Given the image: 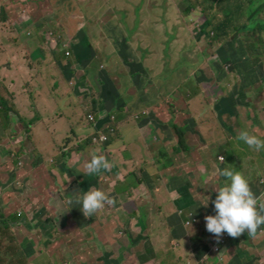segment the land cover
Returning a JSON list of instances; mask_svg holds the SVG:
<instances>
[{
	"label": "crops",
	"instance_id": "obj_1",
	"mask_svg": "<svg viewBox=\"0 0 264 264\" xmlns=\"http://www.w3.org/2000/svg\"><path fill=\"white\" fill-rule=\"evenodd\" d=\"M8 2L9 0L6 1ZM140 3L137 13L144 7L142 0ZM147 5L151 6L149 3ZM79 6L82 5L75 3V8L70 13L76 12ZM146 10L149 11L148 8ZM9 14L7 21L0 27L3 31L0 32V58L3 57L2 65L6 68L4 72L9 71L2 76L10 85L0 91V94L5 90L15 93L20 117L26 122L35 118L37 121L31 129L30 137L26 135L16 138L19 142L16 146L12 143L13 134L21 132L25 125L16 113L9 120L4 119L0 113V170L7 169L5 174L0 172V214L10 220L12 233L16 230L23 232L27 246L30 240L36 243L31 249V254L37 253L34 264H117L120 260L122 264H135V261L138 264H159L155 241L147 235L148 229L155 222L160 227L161 235L169 239L171 251L179 248L191 261L190 264H264V225L254 236H249L245 231L239 237H232L228 246L219 254L213 250L217 242L216 236L207 232L205 227V217L215 214L212 201L216 196L210 197V190L217 193L220 188L215 185V170L221 169L224 165L221 163L227 161L221 155L222 149L228 150L231 155H237L239 168L249 181L252 192L258 201L263 196L264 150L257 152L250 149L246 144L242 145L243 142L237 137L241 130H246L264 140V86L259 87L258 84L262 76L259 74L264 73V64L263 71L255 70L251 76L249 73L247 76V59L239 60L234 53L225 55L223 51L213 55L212 63L205 71L192 75L191 69H185L182 65L177 67L180 71H172L171 63L178 61L177 53L165 50L163 57L157 55L153 60L150 58L149 47L142 44L138 45V56L133 62L135 77L132 80L129 68L123 72V66L127 64L131 67L132 63L127 58H121L124 53L119 55L120 49L108 35L103 40H95L83 32L86 25L76 27L69 34L65 27H55L54 23L58 21L56 17L48 19L50 27L45 30L50 31L55 40L52 38V45L42 52L43 55L35 57V50L28 49L27 45L31 40H36L38 45L40 42L37 32L45 27L32 24L26 30L27 33L21 35L18 32L22 29H18L13 20L14 12ZM20 14L24 16L23 13ZM61 19L62 17L59 20ZM139 28H142V23ZM4 29L10 34L7 40ZM80 30L82 32L78 34ZM27 35L31 37L28 38ZM3 40L10 45L4 46ZM181 40L186 39H179L180 60L183 52L187 53L189 50L188 42L185 49L180 46ZM102 41L105 42V47L110 46L112 49L105 51L101 47ZM148 42V45H152L149 40ZM75 43L79 44L84 55L91 57L84 65L78 63L76 66L75 61L69 62L66 59L74 56ZM217 50L220 49L214 48L213 52ZM68 51L70 56H67ZM100 51L105 60L98 56ZM17 61L21 65L20 72L14 67ZM221 62L222 69H217ZM26 63L28 66H25ZM199 69L204 68H194ZM107 72L113 79L116 77V95L102 107L88 103L87 101H93L99 95L98 92H102ZM238 72L244 74L241 85L235 87L229 81L228 87H235L234 100L239 95L247 99L246 120L242 122L234 112L238 110V103L233 109L223 108L219 101L227 96V89L217 86L218 81ZM217 73L218 77H215ZM158 79H163V85ZM166 86L170 89L167 97L163 91ZM35 90L39 92L38 98L33 95ZM44 90L52 97L58 96L61 101L62 96H65V101L72 100L70 98L76 100V104L70 107L72 112L67 119L72 125L70 133L68 134L67 126L68 130H63L62 140L54 137L51 139L52 143L45 147L42 137L49 143L47 137H53L57 132L54 135L50 133L52 129H56L54 117L51 113L48 115L50 107L41 104V96L45 97ZM209 99L213 105L217 104L216 113L214 112L217 114L216 123L222 121L219 125L227 127L233 139H218V143H209L205 139L209 134L204 135L205 129L201 128H204L205 118L209 114L213 115V108L207 106ZM251 99L259 101L257 109L249 103ZM116 100H120L121 104L118 105ZM94 103L98 104V101ZM143 103L148 105L147 108L142 106ZM171 105H174V113L170 109ZM65 106L68 107V104ZM256 110H259V114L254 113ZM100 113L102 115L98 123L95 126L90 124L88 118H95ZM58 115L61 126V117L65 116L61 112ZM173 123L186 131L188 151L179 146V138L172 128ZM109 127L113 128L109 146L90 144L87 151L82 148L78 150L74 145V152L71 153L74 159L71 157L69 162L65 160L57 164L62 155L65 159L69 156L68 150L72 151L69 148L71 143L80 140L72 137L66 139V136H82L81 141L86 142L99 131L105 133ZM60 141L63 142L62 147L65 143L63 149L55 147V143ZM134 142L137 143L135 147ZM137 147H140V151L135 154ZM57 149L61 153L54 160L53 153ZM18 150L21 152L18 163L20 168L15 167L12 161ZM93 154L103 155L109 160L117 155L115 162L110 161L113 168L98 175H89L84 165ZM20 163H24V166ZM225 181L226 178L222 181V186ZM24 187V192H17L18 188ZM90 188L103 191L115 203L105 204L92 217H85L75 200ZM76 189L80 191L75 192ZM54 193L63 194L59 205L54 203ZM68 199L74 203L68 205ZM49 203L55 207L53 217H48L45 212L49 210ZM17 206L21 209L20 213L15 212ZM64 207L67 214L63 213ZM63 220L67 221L65 228H60L62 225L57 228L54 226ZM194 225L198 226L196 233L189 231ZM59 235L64 239L61 244L67 242L68 247L56 253L53 251L54 246L62 240ZM193 235L203 236L205 244L200 240L194 241ZM54 238L56 243L50 242ZM176 238L180 240L177 242ZM20 243L28 254V247L23 242ZM205 246L208 247L206 251L203 250ZM83 248H88V251L84 253ZM146 251L152 253V258L151 255H146ZM22 256L24 261L23 252ZM29 258L28 262L31 264ZM180 261H183V257ZM24 264L27 262L24 261Z\"/></svg>",
	"mask_w": 264,
	"mask_h": 264
},
{
	"label": "rangeland",
	"instance_id": "obj_2",
	"mask_svg": "<svg viewBox=\"0 0 264 264\" xmlns=\"http://www.w3.org/2000/svg\"><path fill=\"white\" fill-rule=\"evenodd\" d=\"M2 1L3 0H0V9L7 7L5 11L3 10L4 12L8 14L9 12L10 13L14 12L13 20L15 21L16 27L18 29H22L21 31L18 30L19 31L18 33H20L21 35H25L27 33L26 30L27 29L29 30L32 24H37V25H41L45 27L44 29L41 28L42 30L37 32L38 41L40 43L37 45L36 40H31L29 45H27L28 49L35 50V53H34L35 57H39L41 54L43 55L42 52L45 51L46 48H49L52 45L51 43L52 38L55 40V37L50 33V31L45 30V29H48V27H50V24H49L50 22L47 21L48 19H54L56 17L58 21L54 23L56 25L55 27L59 28L60 26H63L69 32V34H71L72 30L75 29L76 27H79L81 25H86V28L83 32H85L86 34H89V36L94 37L95 40L96 39L103 40L105 37L114 36L115 41H117L116 38H122V37H127L128 39L131 40L133 38H136L135 37L136 34L140 32L145 33L146 30L152 29L154 27L152 18L158 14L165 15L169 17L170 19L179 17V21H180L181 13L184 17H186L188 21V26L184 28L186 30L187 41L181 40L180 46L183 49H185V47L187 46V42L189 46L192 43L196 44L198 41V48L196 49L194 48L191 50L189 49L187 53L186 51H184L182 59L180 60V55H179L180 51H179V46H178L179 43L175 42L171 47L170 53H177L178 61L176 63H171L173 66L172 71L176 70L177 67L182 65L186 67L185 69H188V68L191 69L192 75H196L200 72H203L206 69L204 68V66H201L204 69L194 70V68L198 66V64H200L204 58H206V56L204 55L203 49L209 47L210 53L213 52V47L211 48L212 38H213L212 36L213 33H212L211 28L208 29V32L206 35L200 36L195 41V38L199 36L200 31L202 30V27L207 25L206 16L205 14L202 13L201 4L198 0H168L169 2L168 4H164V2L162 1L161 4L158 5V7L153 5V9H152V6L147 5L148 0H142L143 2L142 5H144V10L146 11V9L148 8V10L151 12L148 11V12H140V13H137L135 8H140L139 6L141 5L140 3L141 0H87V1L86 0H9V4H6V6H5V2H2ZM77 2L79 3V5H82V6H79L76 12L70 13V11L75 8V3ZM201 2L205 3V6H207L209 9L206 14L208 16H211L213 12L214 2L211 0H209L208 2H206L205 0H201ZM259 4H264V0H256L255 5H259ZM191 6H195V10L187 13L186 10L189 9ZM221 9L224 10V7L221 6ZM255 9L256 8H252V11H254ZM263 10H264V5H263ZM20 13H23L24 16L21 15ZM262 15H264V11ZM60 17H62L61 20H59ZM217 18L218 20H221V18H223L222 14H220V16H217ZM0 21H3L5 23L7 21L6 16L2 15V17H0ZM140 23H142V28H139ZM0 32H3V31L0 30ZM52 32H55V30H52ZM81 32L82 30H80L78 34ZM4 33H5V39L7 40L8 37H10V34H8V30H5V29H4ZM27 36L28 38L31 37L30 35H27ZM241 37H242L241 35H236L234 39L232 40V44L231 45L228 44L226 46V47H229L228 51L222 50L220 52L222 53L224 51L225 55L234 53L238 57V59L241 60V56L245 57V54H246L245 46L247 44H255L256 42L254 36H249L247 32L243 35L242 38ZM6 40L2 41L3 45L4 46L10 45L8 42H6ZM22 40H24L23 37H22ZM147 46L149 47L148 50H149L150 58L153 60H155L157 55H160L163 57L164 51L167 50V46H163V45H147ZM101 47L104 48V50L107 52L108 50L112 49L110 46L105 47L104 41H102ZM116 47H120V46L116 45ZM131 52L135 55V57H137L138 56V46H134ZM102 55L103 54L100 51L98 56L105 60V57ZM209 56L210 55H208V57ZM66 59L69 62L75 61L76 66H78V63L80 65H84L87 62H89L91 60V57L87 54L84 55L82 53V49L79 47V44L75 43L74 44V56L66 57ZM2 62H3V57L1 56L0 58V91L5 89L7 85H10L9 81H6V80L4 81V77L2 76L4 73H9V71L4 72L6 68L2 65ZM230 62H231V59H230ZM25 66H28V64L26 63ZM12 67H13V63H12ZM14 67L15 69L18 70V72H20L21 65L20 63H18V61H17V65H14ZM222 67H223V63L222 62L220 64L218 63L217 69H222ZM256 67L257 66L254 63L250 62L248 59L245 64V70H246L247 76L249 75L251 76V74L255 71L254 69H256ZM127 69L128 67L124 65L123 72H125ZM261 69L263 71V66L261 67ZM176 71H180V69L178 68ZM57 75L59 76V74ZM209 76L210 74H208V77ZM259 76H261L260 77L261 79L258 84L260 85L259 87H262L264 86V73H260ZM215 77H218V73L215 75ZM243 77H244L243 73L242 74L240 72L232 73L231 76L226 78L225 80L218 81V85H217L220 88L227 89L226 90L227 96H224L223 99L221 98L219 101L220 103L222 102L224 109L226 110L233 109L234 106L238 103V110H234V112L237 113V118L241 122L246 120L245 110L247 107V104H246L247 99H244L242 98L241 95H239L234 100L235 98L234 91H235V87H239L241 85V81ZM78 79L80 78L78 77ZM248 79H250V77H248ZM114 80L116 81V77L114 78ZM229 81L231 82L232 85H236V86L228 87ZM99 83H100V88H101L102 83L100 79H99ZM170 89H172L171 85H170ZM44 93H45V97L41 96V104L43 106L50 107L51 110L50 112H48V115H50V113L53 115L54 117L53 124L56 125V129L55 130L52 129L50 133H53V135L55 131L57 133L53 137L52 135L47 137L49 143H46L44 141V136H43L42 137L43 147H45L46 144L50 145V142L52 143L51 139L54 137L62 140L64 138L63 130L67 129V126H69V130L67 129L68 134L70 133L72 125L67 119H68L69 114L72 112L70 107L76 104V100L74 98H70L72 100L65 101V96H62L63 100L61 101L58 96L56 97L50 96L47 90H44ZM98 94H99V98L101 97L109 98L110 97L107 91H103L101 94L100 92H98ZM33 95L36 98H38L39 92L35 90L33 92ZM87 102L90 104L92 103L93 105H100L99 103L96 104L94 103V101H91V100ZM116 102L118 105L121 104L120 100H116ZM249 103L252 104V106H254L256 109L258 108L259 101L251 99L249 100ZM66 104H68V107L65 106ZM216 105L217 104L213 105L212 100L209 99L207 106L208 108H213V115L210 116V114L208 113L209 117L205 118L204 128H201L202 130L205 129L203 132L204 135L209 134L208 136L205 137V139L208 140L209 143H212V142L218 143V139L221 141L226 140V139H233V136H231V134L228 132L227 127L219 125V123H221L222 121H220L219 123H216L215 118L217 117V114H214V112L216 113L215 111V109L217 108ZM59 112L63 113L62 116H65V117H61V120L63 121V125L61 126H59V122H60V115H58ZM254 113L259 114V110H256ZM222 118H224L223 114H222ZM27 122L29 123V121ZM60 129L62 130L59 131ZM75 130L77 131L78 128H75ZM214 130H215V133H213ZM223 131H225V134H223ZM70 137H72V139L78 138L80 140L71 143L69 148H72V151L68 150L69 156L65 159L62 155V157H60V159L58 160L57 164H61L65 162V160L69 162V160L72 157L71 153L74 152L73 150L74 145L78 147V150L79 148H82V150H87L88 148H90V145H88L85 141H81V139H83L82 136L74 137L73 135H69V136H66V139H69ZM62 143L63 142L61 141L60 143L56 142L55 147L61 148ZM241 144L245 146L244 143H241ZM64 146H65V143H64ZM133 146L134 147L137 146V143L134 142ZM43 147L41 146L42 151H43ZM139 151H140V147H137L135 154H137ZM221 152H222L221 155L224 156L227 160L225 163H221V165L224 164L221 167V169L232 168L235 171L241 172V169L239 168V163L237 162V159H236L237 155L235 156L231 155V153L225 149H222ZM59 153L61 152H59L58 149L54 151L53 153L54 160L56 159ZM218 154L219 153H217L216 155L217 161H218ZM47 155L49 156V158H51L49 154ZM118 155L120 156V153ZM116 157L117 155H113V158L110 160L108 159V160L115 162ZM72 158L74 159V157ZM18 159L20 158L16 154L12 158V161L15 163ZM22 164L24 166V163ZM17 179L18 177L16 176L15 180ZM223 180H224V177H221L217 174L215 175L214 181L217 187L222 186L221 183ZM0 182H2V180H0ZM16 182L18 183L19 181L17 180ZM25 189H26L25 187L18 188L17 192L18 193L24 192ZM79 191L80 189L75 190V192H79ZM216 195H217L216 192H213L212 190H210V197L214 198ZM52 197L54 198V203L56 205H59V202L62 201L63 199V194L57 195L54 193ZM46 200L49 201V198H46ZM48 209L49 210L45 211L48 214V217L49 216L53 217L55 207L49 203ZM63 210H66L65 207L63 208ZM42 211H44V209ZM15 212H18V213L21 212V209L19 208V206L15 208ZM3 223H4V219L0 218V253L2 254L0 255V264H23L24 261L27 262L29 257H30L29 261L31 262V264H34V260H35L34 257L37 256V253L31 254L32 253L31 249L36 246V243L31 242L30 240V243L28 244L29 246H27L24 242L25 237L22 235L23 232L17 231V230L14 231L15 235L18 237L16 238L17 243L15 240L12 241V238H13L12 232L10 230L7 232H4L2 230ZM159 228H160L159 225H157V223L155 222L152 224V227L148 229V232H147V235L153 238L155 241L154 245L157 248V252L159 254L157 258L159 259V264H190L191 261L185 257L183 251H181L179 248L173 249L171 251L169 239H166L167 237L165 238L164 236L161 235ZM78 230L80 231L79 228ZM197 230H198L197 225H194L193 227L189 228V231L192 233H196ZM193 236H194L193 237L194 241L200 240L202 244H205V240L203 236H200V237L197 235H193ZM59 237H61L62 240L59 241L56 246H54L55 249L53 251H56V253L58 252V250L63 251L64 247L65 249H67L68 247L67 242H65L63 245L61 244V242L64 240L63 236L59 235ZM179 240H180L179 238H176L177 242ZM52 241L56 243L55 238L54 240L51 239L50 242ZM20 242H23L28 247L27 249L28 254L24 252V249L21 247L22 245ZM60 245H62L61 248H60ZM207 249H208L207 246L203 248L204 251H206ZM82 250L85 253L88 251V248H83ZM78 251L79 249H77L76 253H78ZM160 251H162L163 254ZM22 252L25 254L24 261H22L21 259L23 258ZM182 257H183V261L181 262L180 259ZM77 260L78 258H76V263H77ZM60 261H62V259H60ZM62 263L63 262H61V264ZM135 264H138V263L135 261Z\"/></svg>",
	"mask_w": 264,
	"mask_h": 264
},
{
	"label": "trees",
	"instance_id": "obj_3",
	"mask_svg": "<svg viewBox=\"0 0 264 264\" xmlns=\"http://www.w3.org/2000/svg\"><path fill=\"white\" fill-rule=\"evenodd\" d=\"M7 0H3L2 2H5V6ZM164 2V4H168V0H148L147 2L151 4L152 9L153 5L158 7V5L161 4V2ZM201 4L202 8V13L205 14L206 19H207V25L202 27V30L200 31V34L198 37L195 38V41L203 35H206L208 32V29H212L213 33V38H212V45L211 48H219L220 50H217L215 52L210 53L209 47L204 48V55L206 58H204L200 64L196 67H201L204 66V68H208L211 63H212V56L218 55V53L222 50L228 51L229 47H226L228 44H232V40L236 35H243L247 32L249 36H254L256 42L255 44H247L245 46V57L241 56V60H244L245 58L250 62L254 63L257 67L254 70H260L262 64H264V15L263 14V5L264 4H256V0H211L214 2L213 6V12L211 16H208L206 13L208 12V7L205 6V3H202L201 0H198ZM208 2L209 0H205ZM221 6L224 7V10L221 9ZM9 7V6H8ZM5 8L0 9V17L7 16L9 15L8 13L4 12ZM252 8H256L254 11H252ZM4 10V11H3ZM135 10H139V8H135ZM195 6H191L189 9L186 10L187 13L190 11H194ZM141 12H147V10H144V7L141 9ZM222 14L223 18L221 20H218L217 16H220ZM3 19V18H2ZM244 20V22H243ZM152 22L154 24V27L150 30H146L145 33H138L136 35V38L133 39H128L127 37H122V38H116L117 41H115V37L111 36V40L115 42V45H118L120 49L119 55L121 58H127L130 63H132V66L128 67L127 64L126 66L129 68V76L132 78L135 77L134 75V69H135V55L131 52L132 48L134 46L142 45L145 44L146 46L148 45V40L152 45H163L167 46V50H169V53L171 52V47L175 42L179 43V39L183 38L186 39L187 41V35H186V30L184 29L186 26H188V21L186 17H184L181 13V19L179 21V17L176 18H169L165 15L158 14L152 18ZM4 25L3 21H0V27ZM241 37V38H242ZM194 41V42H195ZM197 46L196 44H191L189 45V49H194ZM208 55H210L208 57ZM128 56V57H127ZM124 61V60H123ZM126 62V61H124ZM205 64V65H203ZM117 69L120 70V67H117ZM105 72V71H104ZM103 72V73H104ZM108 74V72H107ZM105 75V74H104ZM101 76L102 77L104 76ZM165 82L167 79L163 78ZM163 79H158L160 82L164 83ZM168 85V83H167ZM213 85V84H212ZM167 87V86H166ZM118 88L117 82L112 78L111 74H108V77L106 80H104L103 86H102V92L107 91L108 94L110 95L109 98H99V95L95 96L93 98V101H98L100 106L102 107L103 105H106L109 103L115 94V91ZM168 90L169 87L164 89L163 91L165 92L166 97L168 96ZM101 92V93H102ZM100 93V94H101ZM167 93V94H166ZM133 94V93H131ZM139 96V94H138ZM143 107L147 108L148 105L144 104L142 105ZM174 105H171L170 109L174 113L173 110ZM139 108V107H138ZM102 112V110L100 109ZM177 111V110H175ZM138 112V110H137ZM0 113L2 114L3 118L6 120L11 119L12 117L15 116L14 113H16L19 117V111L16 106V94L12 93L9 90H5L4 93L0 94ZM102 115L100 113L97 117V121L99 120V117ZM21 122L25 125L23 126V129L19 133H14L13 134V140L12 143L13 145L19 144L18 139L19 137H24L28 135L29 137L31 136V129L34 127L37 119L35 118L34 120L30 121L29 123L26 122L22 117H20ZM172 128L175 131L176 135L179 138V146H182L185 151H188L189 148H187V143H186V131H184L181 126L175 125L174 123L172 124ZM98 132L91 136L86 143L93 144L94 138L97 136ZM110 136L109 141L107 142L106 145H110L111 141V135L108 133ZM71 138V137H70ZM17 146V145H16ZM17 155L20 156V150H18ZM19 159L14 163L15 167H21L18 165ZM22 163H20L21 165ZM2 174H5L7 172V169L4 168L0 170ZM64 214H67L68 212L66 210H63ZM263 214V213H262ZM0 218L4 219V223L2 225V230L4 232L9 231L11 228V222L8 220L6 217L3 215H0ZM67 221L63 220L59 224L54 225L56 228L60 225V228H65ZM58 228V229H60ZM14 232L12 233V241H16L17 239L15 238ZM221 237V236H220ZM0 255H2L0 253ZM146 255H151L152 258V253L146 251ZM22 259V258H21ZM24 264V263H23ZM27 264H29L27 260ZM117 264H122V261H118Z\"/></svg>",
	"mask_w": 264,
	"mask_h": 264
},
{
	"label": "clouds",
	"instance_id": "obj_4",
	"mask_svg": "<svg viewBox=\"0 0 264 264\" xmlns=\"http://www.w3.org/2000/svg\"><path fill=\"white\" fill-rule=\"evenodd\" d=\"M88 121L94 126L98 123L96 118H94V121H90L89 117ZM108 133L113 134L112 127L107 128L105 133L99 131L95 137L98 139L107 137V141L94 142L93 140V145L105 146L110 139ZM237 139L257 152L264 150V140L246 130H241ZM220 159L223 160V157H220ZM113 166L105 156L98 154H93L91 159L84 165L89 175H98L110 171ZM215 173L226 178V181L217 190L216 198L212 201L215 214L205 217V227L207 232L216 236L217 242L214 247L218 245L219 238L224 233L230 236L226 245L220 247L219 252L213 248L214 252L219 254L228 246L232 237H239L245 231L249 236H254L257 233V230L264 225V214H262L264 213V204L260 202L261 198L258 201L251 190L249 181L241 172L232 168H216ZM66 203L72 205L74 201L68 199ZM75 203L80 205V210L85 217H92L96 212L103 209L105 204H114L115 200L109 198L99 189L90 188L75 200Z\"/></svg>",
	"mask_w": 264,
	"mask_h": 264
},
{
	"label": "built area",
	"instance_id": "obj_5",
	"mask_svg": "<svg viewBox=\"0 0 264 264\" xmlns=\"http://www.w3.org/2000/svg\"><path fill=\"white\" fill-rule=\"evenodd\" d=\"M71 54L68 52L67 53V56H70ZM90 121H94V117H90ZM107 141V137H101V138H95L94 139V142H105ZM262 183L264 184V181H262ZM260 202H262V204H264V193H263V196L260 200ZM230 238V236L227 234V233H224L220 238H219V242H218V245H216L214 247V250L219 252L220 251V247H223L226 245L228 239Z\"/></svg>",
	"mask_w": 264,
	"mask_h": 264
}]
</instances>
